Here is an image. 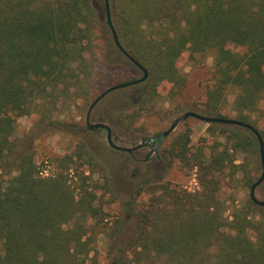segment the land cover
Returning <instances> with one entry per match:
<instances>
[{
    "label": "trees",
    "instance_id": "trees-1",
    "mask_svg": "<svg viewBox=\"0 0 264 264\" xmlns=\"http://www.w3.org/2000/svg\"><path fill=\"white\" fill-rule=\"evenodd\" d=\"M110 4L122 44L149 71L145 82L115 94L116 125L134 131L166 83L172 95L184 91L187 62L213 53L212 76L190 109L229 117L234 89V118L264 138V0ZM111 36L106 0H0V264H100V239L111 264H264V206L251 197L263 166L249 128L208 123L210 138L197 146L191 128L184 130L158 157L195 171L198 188L162 181L147 157L125 215L115 218L107 211L114 190L100 148L79 141L54 158L53 171L30 149L16 152L17 118L61 97H87L100 42ZM115 48L129 66L114 68L112 84L141 77ZM235 184L249 195L228 194ZM257 190L264 199V182Z\"/></svg>",
    "mask_w": 264,
    "mask_h": 264
},
{
    "label": "rangeland",
    "instance_id": "rangeland-1",
    "mask_svg": "<svg viewBox=\"0 0 264 264\" xmlns=\"http://www.w3.org/2000/svg\"><path fill=\"white\" fill-rule=\"evenodd\" d=\"M112 40L111 36L102 38L100 42L102 51H99V56L102 59L95 66L91 78V91L88 96L74 97L72 100L61 97L58 99L59 103L56 106L53 102H50L45 107H38L36 111L29 115L18 117L14 138L17 141V153L22 152L24 149H30L34 153L37 164L41 168L51 171L56 168L54 158L72 153L79 141L83 140L91 146L100 148L103 152V160L110 167L113 181L114 194L109 196L111 202L107 211L115 218L116 216L122 217L125 215L123 204L139 181L135 172H144L146 158L150 157L153 144L150 146L145 145L132 153L122 152L113 149L108 144L106 129L92 131L87 128L86 115L88 108L99 94L113 85L110 74L114 72V68L129 66V63L119 56L115 45L111 43ZM182 71L187 75V84L184 91L172 95V86L166 83L160 90L156 108L148 112L139 121L141 124L134 131L116 125L111 115L112 110L117 106L114 102L115 94L124 93L125 88L116 90L103 98L94 107L91 122L108 124L113 130V138L117 144L134 147L145 143L150 137L168 129L175 118L191 110V104L205 90L206 84L214 71L213 53H208L205 56L198 55L196 60L187 62ZM235 96L236 91L231 89L229 108L226 110L229 117L236 116V112L231 109ZM179 104H182L184 111H177L176 107ZM187 128H191L192 146H197L203 139L210 138L207 131L208 123L190 117L180 122L177 128L162 141L159 150L152 155V165L162 181L178 184L194 191L198 188L195 171L184 169L177 160H162L158 157ZM233 191L237 192L236 196L239 200L244 199L250 193L249 189L240 184H235L230 189L226 188L228 194ZM257 195L262 198L258 190ZM97 246L101 252L100 264H111L105 241L100 239Z\"/></svg>",
    "mask_w": 264,
    "mask_h": 264
},
{
    "label": "water",
    "instance_id": "water-1",
    "mask_svg": "<svg viewBox=\"0 0 264 264\" xmlns=\"http://www.w3.org/2000/svg\"><path fill=\"white\" fill-rule=\"evenodd\" d=\"M106 12H107V21H108V25L111 29V33H112V38L113 41L116 45V47L131 61L133 62L135 65H137L142 71H143V75L137 79L131 80L129 82H124V83H120V84H115L110 86L109 88H107L106 90H104L101 94H99L90 104L88 111H87V115H86V124H87V128L89 130H100V129H106L107 131V141L108 144L115 150L118 151H122V152H128V153H132L133 151H135L136 149H139L140 147H144L145 145H149L150 142L154 141V140H158L159 142L163 141L165 138H167L179 125L180 122L190 118V117H194L197 118L201 121L207 122V123H213V122H217V123H223V124H230V125H239L245 128H249L251 129L258 137L259 143H260V150H261V161H262V166H263V172L261 174V176L259 177V179L253 184L252 188H251V197L252 200L260 206H264V199L259 198L257 195V189L258 187L264 182V138L262 137V135L260 134V132L251 124L248 122H243L241 120H238L234 117H225V116H209V115H204L202 113H199L197 111H193V110H188L186 112H184L183 114H181L180 116H178L177 118H175V120L172 122V124L170 125V127L164 131L159 132L156 136L154 137H150L145 143H142L140 145L134 146V147H127V146H123L120 144H117L113 138V130L112 128L104 123V122H91V114L92 111L94 109V107L103 99L105 98L108 94L116 91V90H120V89H124L127 88L129 86L132 85H136L142 82H145L148 78H149V71L147 70L146 67H144L132 54H130V52L124 47V45L122 44L118 31L116 29V26L114 24L113 21V17H112V10H111V4H110V0H106ZM151 153H153V151H151Z\"/></svg>",
    "mask_w": 264,
    "mask_h": 264
},
{
    "label": "flooded vegetation",
    "instance_id": "flooded-vegetation-1",
    "mask_svg": "<svg viewBox=\"0 0 264 264\" xmlns=\"http://www.w3.org/2000/svg\"><path fill=\"white\" fill-rule=\"evenodd\" d=\"M94 131V130H93ZM157 135V134H156ZM155 135V136H156ZM154 137V136H153ZM161 143H162V141L161 142H159L158 140H154V141H152V142H150L149 143V145H147V146H150L151 144H153V148H152V150L151 151H153V153H151L150 154V156H152L154 153H156L157 152V150H159V148H160V146H161ZM140 145V144H139ZM141 148V147H140ZM139 148V149H140ZM137 150V149H136ZM149 158V157H148ZM147 160V159H146Z\"/></svg>",
    "mask_w": 264,
    "mask_h": 264
}]
</instances>
